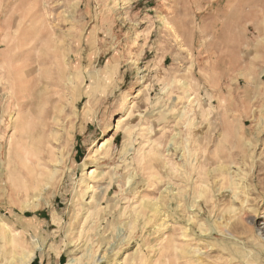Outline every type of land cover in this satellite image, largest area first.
Instances as JSON below:
<instances>
[{"label":"rangeland","instance_id":"1","mask_svg":"<svg viewBox=\"0 0 264 264\" xmlns=\"http://www.w3.org/2000/svg\"><path fill=\"white\" fill-rule=\"evenodd\" d=\"M0 167V264H264V0H0Z\"/></svg>","mask_w":264,"mask_h":264},{"label":"bare ground","instance_id":"2","mask_svg":"<svg viewBox=\"0 0 264 264\" xmlns=\"http://www.w3.org/2000/svg\"><path fill=\"white\" fill-rule=\"evenodd\" d=\"M46 35H47V33H46ZM34 49L35 48H33V46H32V47H30L28 49L26 48L24 51L25 52L30 51L34 55V53H35ZM30 52H28V53H30ZM56 56H58V55H56ZM58 59H56V60H58ZM53 65H55V64H52V66ZM60 66H62V64ZM16 70H15V73H16ZM20 71L21 70H18L17 73L19 74ZM56 71L58 73V69L57 68H56ZM22 72H23L21 74L22 76L21 77H18V79H17L19 81V83L17 85H14L15 87L14 86H11V90H12L11 96H14L15 95L14 97H15V102L17 104L16 106H17V110H18L19 117L25 116V114L24 115H22V114L23 113H26L25 112L26 106L30 105V107H34V104H36L35 106H38V109L36 110V113L34 114V116H37V118H38V120H37L38 131L36 129H34V131H33V129H32L36 125V124H34V120H33L34 117H33L32 113H30V114H27L26 113V116L28 118L27 120H29V121L26 120V122H24V124H20L19 127L14 128L13 129L14 132H13V134L11 135V137L9 139V148H8L9 150H7V155H5L6 156V160L3 159L6 169L16 166L18 163H20L21 160H24L26 163H29V162L32 161V155L29 156V152L25 148L26 140L28 138L29 139H31V138L33 139L34 138V135L35 136L38 135L39 137L45 138V140H46L47 143H51V141H50L51 139L49 138V136H52L53 137L52 140H57V139H55L56 137H54L55 134H57V132H55V128L53 126V120H54V118L56 116V113L60 114L62 112V109H61L60 106L55 107V109H54L55 111L53 109L50 110V109H47L45 107L46 104L49 103V101H48V95H47V93H44L43 90L41 88H39V87L35 91V93L37 92L36 98L33 99V100H35V102H33V100L32 101H29L30 100V97L28 96V94H30L29 92H31L30 90H32V88L35 85V83L33 85V83H32V81H33L32 77H28L27 78V76H23V74L25 73V74H29L30 76L31 75L34 76L33 75L34 69L31 70V69L25 68L24 70H22ZM42 73L43 72H41V74ZM43 89H45V87H43ZM57 98L59 99V97H57ZM26 110H29V109H26ZM29 118H32V119H29ZM112 122H118V119H112ZM15 125H17V123H15ZM20 127H22V130H23V128H25L26 134L25 133H22L24 131H22L21 133L18 132ZM113 129H114V125L110 124L108 126V128H107V131L110 132ZM110 142L111 141H110L109 138L104 139V141L101 143V145H99V147L97 148V151H99V150L102 151L103 149H105V147L109 146ZM40 159H41V157L37 156L35 165H37L39 167H43L44 166V163L42 161H40ZM203 162L205 163V157H204V161ZM33 163H34V161L31 162V163H29V164H33ZM8 172H10V171H7V173ZM12 237L13 238L11 239V242L13 243V246L16 247L17 246V242L20 244L19 238L17 236H12ZM33 256H34V249L33 250H26L25 252H23V255L21 257V264H29L31 262V260L33 259ZM202 263H203L202 262V259H200L199 260V264H202Z\"/></svg>","mask_w":264,"mask_h":264}]
</instances>
